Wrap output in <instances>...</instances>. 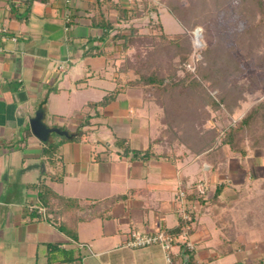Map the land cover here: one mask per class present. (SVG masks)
<instances>
[{"label": "crops", "instance_id": "obj_1", "mask_svg": "<svg viewBox=\"0 0 264 264\" xmlns=\"http://www.w3.org/2000/svg\"><path fill=\"white\" fill-rule=\"evenodd\" d=\"M93 2L0 0V264H169L160 245L133 247L127 241L134 230L180 232L186 225L183 209L192 217L194 250L210 252H197L196 264L217 262L222 254L213 233L218 230L210 231L205 215L219 205L191 198L198 196L196 183L205 179L210 165L202 156L157 160L131 155L139 148L127 147V139L139 140L145 127L149 140L156 135L157 111L131 88L103 103L120 82L110 46L104 47L103 39L90 42L101 35L91 27ZM94 46L107 54L92 55ZM57 99L60 110L53 107ZM38 108L45 110L44 117L52 113L53 124L45 121L67 135L52 138V133L47 142L40 140L31 124ZM73 112L80 124L67 126L61 118ZM44 185L78 198L88 213L92 205L100 207V214L78 224L77 240L47 212H38ZM214 192L203 196L212 198ZM182 240L180 235L171 248L172 264L188 256Z\"/></svg>", "mask_w": 264, "mask_h": 264}, {"label": "trees", "instance_id": "obj_2", "mask_svg": "<svg viewBox=\"0 0 264 264\" xmlns=\"http://www.w3.org/2000/svg\"><path fill=\"white\" fill-rule=\"evenodd\" d=\"M162 8L182 24L183 32L168 33L160 21L153 20L151 30L144 32L143 26L132 20L159 13ZM113 13L115 20L111 19ZM230 16L237 20L230 24H240V28L226 34L225 27L217 23L222 18L227 24ZM90 19L91 27L101 31L90 42L103 39L104 47L118 45L123 54L117 67L120 83L103 103L112 102L119 93L131 88L139 90L145 102L160 109L156 113L159 125L155 137L150 138L146 149H133L132 156L157 160L202 156L213 172H220L227 160L225 148L245 156L243 139L250 137L257 144L264 143V100L253 105L236 125L229 126L220 141L214 128H206L213 112L236 106L233 95L237 88L229 83L230 75L242 72L253 56L257 69L264 66L260 61L264 60V0H134L132 5L119 0H94ZM124 23L128 27H119ZM199 26L203 28L202 45L197 47L194 30ZM98 49L94 46L91 54L105 56L108 52L95 51ZM226 188L227 184L220 183L212 198H191L220 206ZM39 195L51 220L74 240L78 239V224L101 211L92 205L88 213L78 198L59 195L48 185L41 187ZM106 203L109 207L114 200ZM179 230L172 233L180 237L182 228ZM228 237L232 244L235 235ZM183 248V255L188 254L191 263L192 250L185 244ZM235 250L229 248L223 254ZM254 264H264V252Z\"/></svg>", "mask_w": 264, "mask_h": 264}, {"label": "rangeland", "instance_id": "obj_3", "mask_svg": "<svg viewBox=\"0 0 264 264\" xmlns=\"http://www.w3.org/2000/svg\"><path fill=\"white\" fill-rule=\"evenodd\" d=\"M119 1L125 3L126 5H132L134 0ZM237 16L238 15H236V18ZM234 17L235 16H230V22L227 24H225L224 19L221 18V22L219 20L217 25H223L225 27L226 34H230V32L240 28V24H234V26L231 25L232 23L237 22ZM115 18L116 14L113 13L111 15V19L115 20ZM132 20L135 23L142 25V31L144 32L151 30L150 20L156 22L160 21L163 29L168 33H180L184 31L182 24L166 8L160 9L159 13L146 15L142 18L135 17ZM128 25V23H124L119 25V27L126 28ZM202 31L203 28L201 26L194 30V39L197 47L202 45ZM114 32L115 31H113V33ZM197 32L198 35L196 36ZM110 51L113 59L116 61L113 63L116 67H118L123 58V54L121 53L118 45L111 44ZM104 59L105 58H101L102 61ZM253 59L254 56L253 58L251 57L250 60H247V66L244 70H242V72L240 71L237 75H230L229 77V83L235 85V88H237L233 95L236 101V106H234L231 110L223 108L220 111L213 112L211 119L206 124V128L215 129L219 136V141L220 137L222 138L225 136L224 132L229 126L236 125L253 105H256L260 101L264 100V66L263 68L257 69ZM260 61L261 63L264 62L263 59ZM126 77L127 76L125 75V78ZM96 81V79L92 80V82ZM217 91L218 88L214 90V92ZM93 92L95 93L93 94L95 97L99 96V92L96 90ZM121 97H123L122 99L124 101L128 99L125 94L121 95ZM59 100L57 99V101L53 103V107L57 110H60L58 107ZM131 100V102H136V100ZM149 103L151 104V110L153 112L160 111L157 105L152 102ZM47 108L48 110H52L49 106ZM36 112L37 111H35V114ZM79 113L80 111L77 112V114ZM153 116L155 115L153 114ZM51 117H53L52 113L47 111L44 120L52 123ZM61 119L66 121L67 126H70L74 123V121L76 122V120H78L77 124H80L79 115L77 118L75 112L67 114ZM155 122L156 123L153 126H155V131H158L159 120L156 118ZM149 134L148 128L145 127V129H143V133L138 135V138L140 139H132L131 142L127 139L129 145L126 146L129 148L137 147L139 149H146L149 145ZM56 135L58 134L53 133L52 138L56 137ZM152 136L153 138L155 137L153 133ZM134 137L137 138V135L132 133V138ZM123 140L125 141V139ZM257 143L258 142L253 141L250 137L243 139L241 145L243 149L247 151L245 156H243L240 152L235 153L231 151L228 147L225 148L227 160L224 161L223 166H221L222 169H220V172L218 170L214 172L211 170L205 175V182L207 183L209 190L208 193L206 191L207 194H205V196L208 195L210 197V195L213 194L216 185H219L220 183L227 184V188L223 192L224 199L221 201L220 206L214 205V207H211L208 210L210 214L207 213L205 215L207 220L206 225L210 228L212 233L214 230L213 227L218 230L215 231L213 235L219 237L217 238L218 240H216L220 245L219 253L221 252L223 255V253L227 252L229 248L234 249V247L236 250L230 255L224 257L221 255L220 258L218 257L217 262L212 263L210 260H206V263L204 264H234V262L237 263L239 260H242L243 264H254V262L259 259L260 254L264 252V143ZM127 147H125V149H127ZM213 214L215 216H213ZM228 235H235V241L232 244L227 241L230 239ZM197 252L205 255V253L209 251H206L205 249L202 250L200 247L193 250L192 261L190 264H196V255L198 256ZM83 253H86V251L84 250ZM182 262L183 261L180 260L181 264Z\"/></svg>", "mask_w": 264, "mask_h": 264}, {"label": "built area", "instance_id": "obj_4", "mask_svg": "<svg viewBox=\"0 0 264 264\" xmlns=\"http://www.w3.org/2000/svg\"><path fill=\"white\" fill-rule=\"evenodd\" d=\"M197 35L198 32L196 33V36ZM195 189L198 196L205 195L207 191V183L205 182V179H199L196 183ZM180 196L182 198L186 196V190L184 188L180 189ZM38 212L43 216H46V210L44 206H39ZM181 215L182 218L186 221V225L184 226L181 233V237H183V240L181 242L186 245L187 249L194 250L195 248L194 244L189 240V231L191 229V225L188 223H190L192 220L191 214L185 209H183ZM176 241H177V237H175L172 233L167 231L158 230L155 233L151 234L146 232L142 233L138 230H134L131 232V238L127 241V245L133 247H142V246L158 244L162 247L165 253L166 261L169 264H172L173 259L170 251L173 245L176 243Z\"/></svg>", "mask_w": 264, "mask_h": 264}, {"label": "water", "instance_id": "obj_5", "mask_svg": "<svg viewBox=\"0 0 264 264\" xmlns=\"http://www.w3.org/2000/svg\"><path fill=\"white\" fill-rule=\"evenodd\" d=\"M44 113L45 110L43 108H39L31 122L32 129L40 140L47 142L52 133L67 135V131L59 127H51L48 123H46L44 120ZM189 261V256H186L182 264H189Z\"/></svg>", "mask_w": 264, "mask_h": 264}]
</instances>
